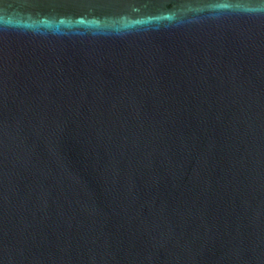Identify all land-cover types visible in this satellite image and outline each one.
Listing matches in <instances>:
<instances>
[{
  "label": "water",
  "instance_id": "water-1",
  "mask_svg": "<svg viewBox=\"0 0 264 264\" xmlns=\"http://www.w3.org/2000/svg\"><path fill=\"white\" fill-rule=\"evenodd\" d=\"M0 264H264V0H0Z\"/></svg>",
  "mask_w": 264,
  "mask_h": 264
}]
</instances>
